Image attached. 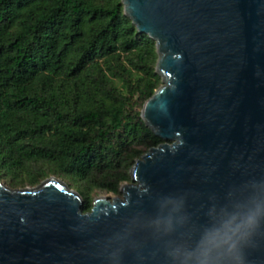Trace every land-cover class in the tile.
<instances>
[{"label": "water", "instance_id": "water-1", "mask_svg": "<svg viewBox=\"0 0 264 264\" xmlns=\"http://www.w3.org/2000/svg\"><path fill=\"white\" fill-rule=\"evenodd\" d=\"M155 41L161 85L140 116L164 140L136 159L121 196L83 198L51 176L32 187L0 180V264H170L222 208L264 201V0H121ZM166 197L183 221L154 223ZM264 264V226L245 248Z\"/></svg>", "mask_w": 264, "mask_h": 264}, {"label": "trees", "instance_id": "trees-1", "mask_svg": "<svg viewBox=\"0 0 264 264\" xmlns=\"http://www.w3.org/2000/svg\"><path fill=\"white\" fill-rule=\"evenodd\" d=\"M156 61L121 0H0V174L82 182L83 212L93 188L117 191L134 147L164 141L132 109L160 86Z\"/></svg>", "mask_w": 264, "mask_h": 264}, {"label": "clouds", "instance_id": "clouds-1", "mask_svg": "<svg viewBox=\"0 0 264 264\" xmlns=\"http://www.w3.org/2000/svg\"><path fill=\"white\" fill-rule=\"evenodd\" d=\"M182 200L164 198L155 224L158 231L174 230L183 217L178 216ZM264 226V201L253 200L243 210L222 208L212 216L194 246L169 245L170 264H246L245 248L255 233Z\"/></svg>", "mask_w": 264, "mask_h": 264}, {"label": "rangeland", "instance_id": "rangeland-1", "mask_svg": "<svg viewBox=\"0 0 264 264\" xmlns=\"http://www.w3.org/2000/svg\"><path fill=\"white\" fill-rule=\"evenodd\" d=\"M125 15V14H124ZM127 17V16H126ZM123 59H124V56H123ZM126 64H127V62L126 61H124ZM128 65V64H127ZM161 81V80H160ZM114 85H116L117 87H119V88H122V81L121 80H119V79H114ZM161 85V84H160ZM133 101H135V98H133ZM132 109H133V111H140L141 112V109H142V106L140 107V105L139 104H135L133 107H132ZM164 142V141H163ZM135 149H141V150H148L149 148H144L143 146H141V145H136L135 147H134ZM145 151V152H146ZM136 159H138V158H133V163H134V161L136 160ZM133 163L131 164V165H129V167H128V169H127V176H128V178L126 179V180H124V181H122V182H120V185H119V188H118V190L117 191H108V190H103V189H99V188H93L92 190H90L89 192H88V200H90V205L92 206V203H93V200H94V198H96L97 196H99L100 194H102V195H105V196H108L109 198H111V197H114V196H121L122 195V193H121V191H120V187H121V185L122 184H124V183H131V179H130V175H129V170H130V168H131V166L133 165ZM51 176H56V175H49V176H47V177H45V178H43V179H40L39 181H37V182H35V183H27V182H24V183H22V182H20V183H18V185H16V186H13V185H11L10 184V177L9 176H7V175H3V174H0V180L1 181H3V183L4 184H6L7 186H9V187H11V188H24V187H32V186H36V185H38V184H40L43 180H45V179H47V178H49V177H51ZM56 177H58L59 179H61V180H63L71 189H73V190H75V191H77L80 195H81V197L83 198V202H84V200H85V196L83 195V194H81L80 193V191H79V189L80 188H82V185H83V183L82 182H75V181H72V180H70V179H66V178H63V177H59V176H56Z\"/></svg>", "mask_w": 264, "mask_h": 264}]
</instances>
